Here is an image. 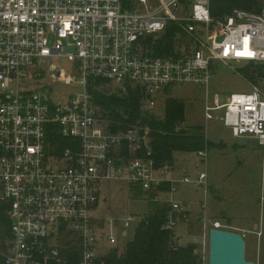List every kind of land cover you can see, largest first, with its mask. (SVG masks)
I'll list each match as a JSON object with an SVG mask.
<instances>
[{
  "label": "built area",
  "instance_id": "2783aa9c",
  "mask_svg": "<svg viewBox=\"0 0 264 264\" xmlns=\"http://www.w3.org/2000/svg\"><path fill=\"white\" fill-rule=\"evenodd\" d=\"M210 5L211 0H0V205L7 206L11 222L5 264H67L71 248L79 251L78 264H105L120 252V239L128 237L137 216L101 215L105 182H124L147 201L168 204L166 228L172 231L181 223L174 213L188 212V205L164 196L176 184L209 193L206 172L172 180L165 175L169 169L137 155L149 146L147 128L143 136L139 128L111 133L90 86L101 81L122 91L141 89L149 111L156 95L175 86L195 85L208 93L215 62L264 65V8L260 14L235 10L216 20ZM172 24L183 36L173 55L156 56L154 45ZM55 57L67 59L73 70L50 63ZM205 117L219 119L235 138L264 147L259 86L227 99L215 96L206 102ZM55 134L73 141L58 155L50 144ZM124 143L128 157L121 153ZM207 153L194 154L205 159ZM165 183L171 191L161 189ZM201 207L206 235L211 229L230 231L208 221L205 200Z\"/></svg>",
  "mask_w": 264,
  "mask_h": 264
},
{
  "label": "rangeland",
  "instance_id": "374dc122",
  "mask_svg": "<svg viewBox=\"0 0 264 264\" xmlns=\"http://www.w3.org/2000/svg\"><path fill=\"white\" fill-rule=\"evenodd\" d=\"M211 30L222 32L216 26H213ZM202 39L205 41L204 37ZM184 44H186L185 41L179 43L180 46ZM50 63L67 70H73V65L62 57L52 58ZM229 64L231 65L230 67L219 62L213 64L208 93L195 85L175 86L156 95L154 97L155 105L149 111L156 117L163 119L165 103L168 98L183 100L186 105L183 127H203L207 139L216 144V147L209 150L205 159L197 157L194 153L176 154L177 159L181 163L179 170L176 173L167 171V174L165 173L166 178L179 181L184 171L190 172L192 177L196 173L206 172L211 177L212 181L209 177V183L213 187V191H210L207 195L208 221L210 223L220 221L227 226L228 219L225 218L226 216L230 217L233 225H242L247 219L245 223L248 226L254 227L257 225L264 232L263 150L258 147L257 141L255 142L251 139L247 140L245 144H239V139L233 137L231 130L220 122L219 119L223 118V112L212 113L214 117L219 118L218 120L207 121L205 117L206 101L213 103L215 95L227 99L233 94L252 92V84L243 75L247 64L235 62H230ZM48 70L49 68L46 66V71L48 72ZM46 74L43 75V79L46 78ZM259 87L264 91V79L260 81ZM60 88L71 92L77 91V89L59 85ZM107 88L112 91L118 90V87L113 85ZM222 142L227 148L224 151V158L216 155L217 151H215L216 149H224L219 145L217 147V144ZM224 161H229L230 164V169L227 171H224V168L221 167ZM244 163H246L245 167L238 169ZM176 188L177 190L173 194L165 196L167 197L166 200L184 201L185 196H187L195 200L193 204L194 211L199 215L203 214L201 202L205 200L204 189L196 193L195 189L187 184H176ZM102 200L101 215L104 218L123 219L129 214L142 217L149 214L152 210L151 202L142 196L135 198L133 190L124 182H105L102 187ZM193 219L189 215L188 222L179 223L178 229H176L177 233L183 237V244H188L191 241V236H189L187 228H191L192 240L194 239L193 241L201 251L203 264H209V233L206 235L205 228L202 227L200 220L198 222L201 225L195 228ZM131 227L129 229V238L120 239L122 246L133 236L134 225ZM256 250L257 247L253 250V248L247 246L246 259L248 261L253 258V253ZM259 251L264 264V238L260 242Z\"/></svg>",
  "mask_w": 264,
  "mask_h": 264
},
{
  "label": "trees",
  "instance_id": "16d2710c",
  "mask_svg": "<svg viewBox=\"0 0 264 264\" xmlns=\"http://www.w3.org/2000/svg\"><path fill=\"white\" fill-rule=\"evenodd\" d=\"M264 8V0H211L212 18L218 20L230 16L235 10L260 14ZM183 34L179 27L172 24L165 35L154 45L155 55L166 57L174 54L175 45ZM245 79L252 85L259 86L264 79V65L249 64L243 71ZM102 84L94 82L90 86L96 105L100 108L102 118L109 124L114 135L126 134L131 128H139L141 135L148 129V148H140L137 155L152 159L157 167L172 168L175 165L176 153H196L209 151L216 144L210 142L203 127L184 128L186 105L183 100L168 98L165 103V115L160 119L143 105L144 93L141 89L129 88L126 91H112ZM72 140L64 139L57 134L52 135L50 144L52 154H61L72 144ZM122 155H129L124 143ZM121 153L119 155H121ZM171 184L165 183L161 189L171 191ZM135 198L141 197L138 189H133ZM149 214L137 217L133 224V236L123 249L115 250L107 258L105 264H203L201 251L192 240L183 244L176 237L175 231L166 228L171 207L165 203H151ZM188 212L174 213V218L185 222ZM138 216V215H135ZM203 227V225H202ZM132 228V227H131ZM130 236L129 235L127 238ZM11 238V223L7 214V206L0 205V264H5L8 243ZM126 238V239H127ZM67 264H78L79 251H67Z\"/></svg>",
  "mask_w": 264,
  "mask_h": 264
},
{
  "label": "crops",
  "instance_id": "0c3cea01",
  "mask_svg": "<svg viewBox=\"0 0 264 264\" xmlns=\"http://www.w3.org/2000/svg\"><path fill=\"white\" fill-rule=\"evenodd\" d=\"M215 96H217V95H215ZM207 98H208V95H207ZM206 102H207V101H206ZM220 122H221V121H220ZM232 135H233V134H232ZM233 137H234V136H233ZM236 139H237V138H236ZM239 140H240V139H239ZM239 140H238V142H239ZM248 140H250V139H248ZM251 140H253V141L256 142L255 139H251ZM245 141L247 142V140H245ZM246 142H245V143H246ZM245 143H240V142H239V144H245ZM257 144H258V142H257ZM218 145H219L221 148H224V149H220V150L216 149V150H215V151H217V152H216V155H219L221 158H224V156H223V155H225V154H224V151L227 149V148H226V145L224 144V142H222L221 144H217V147H218ZM258 147L261 148V149L263 150V153H264V147H261L259 144H258ZM208 152H209V151H208ZM176 154H178V153H176ZM176 154H175V160H176L175 165H174L172 168H168L169 171H171V172H173V173H176V172L179 170V167H180V165H181L180 161L177 159ZM245 164H246V163H244V165H243V164L240 165V167H238V169H243V168L245 167ZM229 166H230L229 161H224V162H222V164H221V167L224 168V171L229 170V169H230ZM184 172H188V171H184ZM184 172H183V173H184ZM188 173H190V172H188ZM209 177H210V176H208V180H209ZM210 180H211V177H210ZM211 181H212V180H211ZM195 191H196V193H199L200 190H195ZM210 191H213V187H212V186H210V190H209V192H210ZM191 193H192V192H191ZM207 195H208V194H207ZM207 195H204V196H205V201H206V207H207ZM165 196H166V195H165ZM165 196H164V198H163L164 200H166V198H167V197H165ZM184 202L187 203V205H188V214L192 217V219L194 218L192 221H194V227L197 228V226L201 225V224H200L201 221H200V223H199L198 221L200 220L199 217H201L200 215H202V214L199 215V214H197V213L194 211V209H193V204H194V202H195L194 199H191V198L185 196ZM201 204H202V202H201ZM206 216H207V209H206ZM195 217H196V218H195ZM225 218L228 219V220H227V226H228V229L231 230L232 232L240 233V234L244 237V239H245V241H246V250H247V246L250 247V248H253V250H254V248L257 247V250L254 251V253H253V258H251L250 261H251V262H254L255 264H263V258H262V255L260 254L259 246H260V242H261V240L264 238V232H262V231L260 230V228L257 227V225H255L254 227L248 226L247 223H245V222H247V219H245V222H244L242 225H235V224L233 225L229 216H226ZM192 226H193V225H192ZM186 227H187V226H186ZM190 227H191V226H190ZM176 229H178V227H177ZM187 231H188L189 236H190V235H191L190 232H192V231H191V228L188 227V228H187ZM175 235H176V237L180 238L181 241H183V240H182L183 237L177 233V230L175 231Z\"/></svg>",
  "mask_w": 264,
  "mask_h": 264
},
{
  "label": "water",
  "instance_id": "95a60500",
  "mask_svg": "<svg viewBox=\"0 0 264 264\" xmlns=\"http://www.w3.org/2000/svg\"><path fill=\"white\" fill-rule=\"evenodd\" d=\"M224 36L218 41H222ZM57 74V72H55ZM245 143V140H239ZM209 264H255L246 259V241L237 232L211 229L209 232Z\"/></svg>",
  "mask_w": 264,
  "mask_h": 264
}]
</instances>
